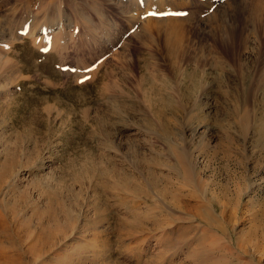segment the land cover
Returning a JSON list of instances; mask_svg holds the SVG:
<instances>
[{"label":"rangeland","instance_id":"obj_1","mask_svg":"<svg viewBox=\"0 0 264 264\" xmlns=\"http://www.w3.org/2000/svg\"><path fill=\"white\" fill-rule=\"evenodd\" d=\"M100 2L0 0V264H264V11L249 57L236 36L212 39L220 11L200 16L207 35L175 16L189 57L227 66L174 74ZM25 10L69 24L62 58L6 34Z\"/></svg>","mask_w":264,"mask_h":264},{"label":"bare ground","instance_id":"obj_2","mask_svg":"<svg viewBox=\"0 0 264 264\" xmlns=\"http://www.w3.org/2000/svg\"><path fill=\"white\" fill-rule=\"evenodd\" d=\"M95 1L97 2V0H94V2ZM99 1H101V2L107 1L110 4H112V6L115 8V11H117L119 16L121 17V19H124L123 24H126L127 28L130 31L139 27V25L142 26V28H141L142 31L138 32V35L137 36L135 35V37L137 38V40L140 41L139 43H141V45L144 48H147L145 51L148 52L147 54L149 55V59H151L153 61L155 66H158L157 65V63H158L157 58L158 57H157V55L152 53L153 51L150 52L151 51L150 49L153 46H155V44H161V46L163 48V54L161 56L164 59H167V62H168L169 68H170L169 70H171L170 72H173L174 74H178V73L180 74L181 72H182V74H184L183 72L185 71V69H184L185 64L190 63V64H193L195 66L196 64H199L201 61L207 63L206 67L208 65H210V63H213V61H214L213 65H215L218 69L219 68L222 69L221 67L227 66V64L224 62V60H222V58H220L218 60L214 59L212 61L210 58H213V56L210 57V53H209L210 50L208 51L207 48H206L207 52L205 51L206 53L202 52L203 49H199L198 51L194 52V55L192 54V56H191L189 54L190 55V57H189L187 51L190 50L189 49L190 42L192 43L194 36L192 38L187 37L188 32H187V30L183 29L184 24H182V23H184V22H178L177 19L175 18V16H177L178 19L185 20L187 22V24L190 26L192 24H194L195 22H197L196 26H198L199 24H201L200 20L202 19L201 18L202 15L209 14L207 12L210 10H216V12L218 10V11H220L219 15H216V17L213 19L214 22L211 24V26H208V27H211L210 32H211V35H213L212 39H213V37L214 38L217 37V39H219L224 44L225 40H227V39L230 40L229 38H231V40H234L233 38L236 36L237 39L241 42L240 44H241L242 50L244 49V51H246L245 57L246 56L249 57L248 52H251L250 50H253V48L250 47L252 42L256 43V44H258V42H259V45L263 44V49L259 50V52H258L259 55H258L257 59H258V68L260 71V75L264 76V43H261L260 41H258V39H260V34L257 33L255 30V28L257 26H260L259 24L261 23L259 21L258 17H261L260 12H262V10L264 11V0H249V2H246V3H243V1L239 2L238 0H232L230 5H229V7L231 8L230 12H227V10H228L227 8L222 9V4L224 3L225 0H204V2H202V3L198 2L196 4L192 3L191 2L192 0H188L189 3L187 2V0H98V2ZM40 2L45 5L46 2L47 3L48 2L53 3V2H55V0H40ZM91 4H93V2ZM59 5H61V4H59ZM48 6L49 5H47V7ZM89 8H90V6H89ZM102 8H103V6H102ZM48 10H51V9L48 8ZM92 10H94V8H92ZM181 10H183L184 15L178 16V14H176V13L178 11L180 12ZM13 12H15V11H13ZM22 12L21 13L15 12L12 15V17L8 19L7 23L10 27H9L8 33H6V34H8L10 37H12L13 39H16V40L18 38H21L22 36H28L29 38H31L33 40L34 44L37 45L36 46L37 48H38V46H41L42 49L47 48V50L48 49L55 50L56 54L59 55V57H61L62 56L61 53H65V51H66L65 50V48H66L65 40L70 39L69 41H71L70 43H72V39L70 37V36H72V34H70V31H69V28H70L69 24H63L61 22H55L54 20H51V19H47V22L44 23L43 20H41L42 17L38 16V13L40 12V10H39V12H37V14H34V13L31 14L30 11H26V10L23 13ZM149 12L155 13L156 15H148ZM194 13H197L199 15V17H197L198 19H195L196 15H194ZM39 15H40V13H39ZM238 15H241V17L243 19V24L241 25L242 27L239 29V31H237V30L235 31V29L238 27L237 22H236V18L238 17ZM65 17L66 16H63L62 18H65ZM81 18L85 22H87V20H88L86 18V16L81 17ZM151 23H154V25H156L154 30H152L150 27V25H152ZM206 25H208V24H206ZM249 27H251V28L248 30ZM262 27L264 28L263 24H262ZM200 28H201L200 32L202 31L204 34H206L205 30L207 31L208 29H206L204 24H201ZM263 28L261 29L262 31H263ZM115 29H116V31L118 29L116 24H115ZM246 30H248V31H246ZM206 35H205V37H207ZM108 36H109L108 34H106L104 36L98 35L97 38H99L100 40L105 39L104 44H106V42H108V43L110 42L107 39L112 38L111 36L108 38ZM202 36H204V35L202 34ZM208 36H210V35H208ZM135 37H134V39H135ZM194 38H196V37H194ZM69 41H68V43H69ZM92 41H93V39H92ZM185 41L186 42L188 41V42L186 43ZM3 42H7V39L5 38L4 31L0 29V44ZM184 42L186 43V45L189 43V45H187V47L184 46L185 45ZM206 43H208V42H206ZM199 44H200V41H199ZM213 44H215L214 41H213ZM231 44H230V46H231ZM224 45H226V44H224ZM227 45H228V41H227ZM230 46H228V49ZM212 47L213 48L211 49L208 46V48L211 49L212 52L216 51V48H218V47L215 48L214 46H212ZM235 47H236V45H235ZM230 48H232V47H230ZM254 48H256V47L254 46ZM0 49H2V48H0ZM225 50H226V48H225ZM191 51L193 52L194 50H191ZM223 54H225V53L223 52ZM119 56H120V54L117 55V57H119ZM214 57H216V56H214ZM7 61H9V60L5 55L4 56L0 55V65H2L4 62L6 63ZM232 63H231V65H233ZM234 64H237V63H234ZM2 66H6V64H4ZM2 66H0V68H3ZM216 67H212V68H216ZM228 67H231V66H228ZM193 69H194V67H193ZM5 70L8 71L9 69L8 70L5 69ZM12 71H11V73H13ZM222 71H223V69H222ZM2 72H4V70ZM176 72H178V73H176ZM79 73L82 74V72H79ZM2 77H3V75L0 76V81L2 80ZM6 78H9V77L6 76ZM1 93H3V91H1V86H0V94ZM245 116L246 115H244L242 117V121L246 120ZM187 154L188 153L185 152L182 155L183 161H185L184 155L186 156ZM212 241H214V240H212ZM216 241L219 242V240H216ZM219 244H217V245L219 246ZM217 245L215 243V245H213V247L214 246L217 247ZM223 245L224 246H222V247L226 246L225 244H223ZM230 246H231V244H230ZM220 247H218V249ZM226 248H227V250L229 249L228 247H225V250H226ZM231 249H234V248L232 247ZM221 251L224 252L223 250H221ZM217 252H219V251H217ZM226 252H228V251H226ZM197 254H198V252H197ZM229 254H231V253H229Z\"/></svg>","mask_w":264,"mask_h":264},{"label":"snow or ice","instance_id":"obj_3","mask_svg":"<svg viewBox=\"0 0 264 264\" xmlns=\"http://www.w3.org/2000/svg\"><path fill=\"white\" fill-rule=\"evenodd\" d=\"M148 15H156L155 13L149 12Z\"/></svg>","mask_w":264,"mask_h":264}]
</instances>
